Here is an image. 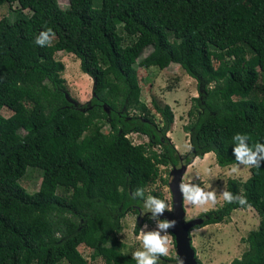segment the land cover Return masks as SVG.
<instances>
[{
    "label": "trees",
    "instance_id": "1",
    "mask_svg": "<svg viewBox=\"0 0 264 264\" xmlns=\"http://www.w3.org/2000/svg\"><path fill=\"white\" fill-rule=\"evenodd\" d=\"M17 2L16 18H0V264H90L79 244L104 264H136L118 236L121 219L139 213L149 195L162 199L146 186L157 177L166 184L159 166H175L180 156L165 134L172 109L152 99L162 118L155 120L140 97L136 65L161 69L174 62L197 81L183 163L209 151L221 166L237 163L235 135H247L250 147L264 144V0ZM47 29L54 36L40 46L36 39ZM58 50L71 52L91 76L87 103L68 95ZM129 132L148 139L134 143ZM27 166L41 172L33 191L19 181ZM249 171L225 183V191L247 198L245 205L222 201L192 227L227 221L237 207L254 208L258 224L229 264H264V160ZM137 189L143 195L134 199Z\"/></svg>",
    "mask_w": 264,
    "mask_h": 264
},
{
    "label": "rangeland",
    "instance_id": "2",
    "mask_svg": "<svg viewBox=\"0 0 264 264\" xmlns=\"http://www.w3.org/2000/svg\"><path fill=\"white\" fill-rule=\"evenodd\" d=\"M57 1L61 7H66L68 4V0ZM97 2L98 0H95V6ZM20 9L17 0L10 2L3 1L0 3V18L6 17L9 20H13L20 14ZM22 12L30 14V10L27 8L22 9ZM125 38L127 41V37ZM149 50L150 46H147L137 58V61L146 55ZM54 55L56 59L62 60L64 63L62 76L68 95L79 103H87L90 99L93 86L91 76L80 69L78 59L71 52L58 50ZM136 68L141 86L140 97L150 108L155 120L161 123L162 118L160 113L155 111L152 99H155L160 104L167 103L172 109L173 121L165 134L183 158V155L189 150L188 132L184 130V125L191 120L187 111L191 104V97L198 93L197 81L174 62L169 63L161 69L154 65L149 67L136 65ZM1 113L8 115L10 110L3 107L1 108ZM129 114H132V112ZM103 129L107 130V126H104ZM128 137L134 143L147 141L148 139L145 135L137 132H129ZM233 167H237L236 172H232ZM172 168V165H168L167 167L163 165L159 166L161 177H166L167 179L166 184L157 177L146 186L148 194L150 191H160L162 200L168 204V208H171L169 180ZM249 173V168L243 165L237 166V163L225 166L217 164L212 151L207 152V155L203 154L202 157H194L187 164V168L182 175V181H195L196 185L205 191L216 192L218 202L215 206L200 208L183 200V207L185 209L184 219L187 220L199 216L202 212L219 206L223 201L221 194L225 191L226 179L228 177H235L244 180ZM40 178V170L27 166L25 173L20 177L19 181L28 191H33L38 188ZM151 216L152 213L147 212L143 207L139 213L127 211L122 217V228L118 232V236L124 243L123 250L125 252L133 255L135 251L143 250L142 229L144 231H151L156 228V221L149 219ZM143 217H146V219L141 224L138 232L135 233L133 231L134 225ZM258 220L259 215L254 208L237 207L231 211L227 221L211 222L190 229L191 244L195 249L196 257L200 260L201 264H229L234 257H239L246 249L247 245L243 238L250 229L256 228ZM145 225H147V228H144ZM168 234L170 245L167 256L176 258L175 244L171 234L169 232ZM78 249L88 259L90 264H104L102 258L99 256L91 257L92 250L89 247L79 244ZM174 260L167 261L166 263L173 264ZM59 264H67V262L62 260Z\"/></svg>",
    "mask_w": 264,
    "mask_h": 264
},
{
    "label": "clouds",
    "instance_id": "3",
    "mask_svg": "<svg viewBox=\"0 0 264 264\" xmlns=\"http://www.w3.org/2000/svg\"><path fill=\"white\" fill-rule=\"evenodd\" d=\"M54 33L51 29H47L40 33L36 39V43L40 46L51 43V38ZM234 141L239 143L233 149V155L237 162V166L243 165L246 168L260 167V161L264 160V144L256 143L253 146H248L244 143L245 139H249L247 135L237 134L233 137ZM255 149V151L253 150ZM237 167L232 168V172H236ZM191 183H180L179 189L183 193V200L191 205L206 208V206H215L217 204V194L214 191H205L200 186L191 187ZM190 193V195H189ZM142 196L143 190L137 189L133 193V198L136 196ZM223 201L231 203H239L245 205L247 198L242 195H234L232 192L223 191ZM147 212H151L152 216L149 217L151 220L156 221V228L151 231H141L142 249L137 250L133 253V259L136 264H160L159 257L167 256L169 254V234L167 229L174 228L176 225L175 220L159 219L165 211L170 210L168 204L155 196L149 195L146 202L143 205ZM147 228V225L144 226ZM163 233V235H162ZM180 264H183L181 261Z\"/></svg>",
    "mask_w": 264,
    "mask_h": 264
},
{
    "label": "water",
    "instance_id": "4",
    "mask_svg": "<svg viewBox=\"0 0 264 264\" xmlns=\"http://www.w3.org/2000/svg\"><path fill=\"white\" fill-rule=\"evenodd\" d=\"M105 111H108L106 104H103ZM187 163H181L178 166H173L171 170V178L169 180V189L171 193V208L165 211L159 219L175 220L176 225L174 228H169L170 232L174 237L176 258L173 264H201L196 256L195 249L191 244L190 229L196 225L200 224L204 217L196 216L185 220V209L183 207V193L179 189L180 183H191L192 181H182V175L186 170Z\"/></svg>",
    "mask_w": 264,
    "mask_h": 264
},
{
    "label": "flooded vegetation",
    "instance_id": "5",
    "mask_svg": "<svg viewBox=\"0 0 264 264\" xmlns=\"http://www.w3.org/2000/svg\"><path fill=\"white\" fill-rule=\"evenodd\" d=\"M181 163H183V159H182L181 156H179V162H178V164L175 165V166H178V165H180ZM199 215L203 216L204 214H199Z\"/></svg>",
    "mask_w": 264,
    "mask_h": 264
},
{
    "label": "bare ground",
    "instance_id": "6",
    "mask_svg": "<svg viewBox=\"0 0 264 264\" xmlns=\"http://www.w3.org/2000/svg\"><path fill=\"white\" fill-rule=\"evenodd\" d=\"M205 155H207V153H205Z\"/></svg>",
    "mask_w": 264,
    "mask_h": 264
},
{
    "label": "built area",
    "instance_id": "7",
    "mask_svg": "<svg viewBox=\"0 0 264 264\" xmlns=\"http://www.w3.org/2000/svg\"><path fill=\"white\" fill-rule=\"evenodd\" d=\"M167 231H168V229H167Z\"/></svg>",
    "mask_w": 264,
    "mask_h": 264
},
{
    "label": "crops",
    "instance_id": "8",
    "mask_svg": "<svg viewBox=\"0 0 264 264\" xmlns=\"http://www.w3.org/2000/svg\"><path fill=\"white\" fill-rule=\"evenodd\" d=\"M187 168V167H186Z\"/></svg>",
    "mask_w": 264,
    "mask_h": 264
}]
</instances>
